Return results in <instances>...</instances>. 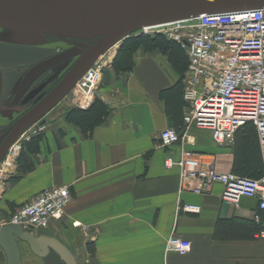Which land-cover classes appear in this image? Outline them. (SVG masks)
Segmentation results:
<instances>
[{"label": "crops", "instance_id": "0c3cea01", "mask_svg": "<svg viewBox=\"0 0 264 264\" xmlns=\"http://www.w3.org/2000/svg\"><path fill=\"white\" fill-rule=\"evenodd\" d=\"M131 60L129 71L116 70L112 60L103 68L96 98L109 114L90 134L83 136L65 120L63 109L72 100H61L46 114L35 150L26 152L30 171L11 182L18 175L16 160L0 168V225L42 190L67 186L72 200L63 217L34 233L57 238L75 253L77 264H264V240L215 234L219 221H257L254 199L224 202L220 184L193 193L180 183L176 168L166 170L162 164L169 152L177 156L183 147L202 153L218 171H231L234 135L217 145L210 131L190 127L177 144L161 146L159 132L172 125L159 93L173 86L179 74L159 51L139 48ZM3 79L2 73L5 108L17 85L4 88ZM185 203L199 205L200 212H183ZM171 235L190 241L186 255L166 251ZM5 263L0 249V264Z\"/></svg>", "mask_w": 264, "mask_h": 264}, {"label": "built area", "instance_id": "2783aa9c", "mask_svg": "<svg viewBox=\"0 0 264 264\" xmlns=\"http://www.w3.org/2000/svg\"><path fill=\"white\" fill-rule=\"evenodd\" d=\"M137 33L163 34L179 43L188 60L183 78V99L187 103L184 129L180 136L172 127L161 130V146L177 144L190 127L210 131L214 143L223 145L250 123L256 128L262 156L258 177L242 178L232 171H218L202 153L183 147L177 156L169 152L162 161L163 167L176 168L180 183L193 193L203 194L214 184H220L222 201L237 205L246 197L256 201L257 209H264V6L146 24ZM111 59L102 60L100 56L75 83L71 96L80 109H86L95 98L102 70ZM43 129V125L35 123L23 132L9 149L10 161L17 157L23 141L39 135ZM71 200L67 186L46 188L18 205L9 223L31 231L47 230L63 217ZM200 209L199 205L189 203L181 207L186 213H198ZM255 237L264 240V230ZM165 249L186 255L191 243L171 235Z\"/></svg>", "mask_w": 264, "mask_h": 264}, {"label": "water", "instance_id": "95a60500", "mask_svg": "<svg viewBox=\"0 0 264 264\" xmlns=\"http://www.w3.org/2000/svg\"><path fill=\"white\" fill-rule=\"evenodd\" d=\"M69 0H0V27L25 38L51 35L61 39L91 40L87 49L72 47L45 58L31 66L22 76L14 94L17 103L33 82L45 72L79 55L60 81L16 122L0 146V161L15 139L64 98L83 72L118 39L129 36L142 25L185 18L200 13L264 6V0H104V5L93 11L73 12L59 6ZM8 6L21 10L11 12ZM83 2L74 0L79 8ZM39 6H45L39 8ZM120 46V45H119ZM59 73L56 70L50 78ZM2 74L0 70V95ZM20 242L39 257L54 252L64 264H77L76 255L53 236L36 235L16 224L0 225V249L5 264H23Z\"/></svg>", "mask_w": 264, "mask_h": 264}, {"label": "trees", "instance_id": "16d2710c", "mask_svg": "<svg viewBox=\"0 0 264 264\" xmlns=\"http://www.w3.org/2000/svg\"><path fill=\"white\" fill-rule=\"evenodd\" d=\"M139 48H142L145 52L159 51L166 56L168 62L179 74L176 83L170 88L160 91L159 96L165 101L166 115L172 128L180 136L184 129L182 110L184 107L187 108V103L183 99V78L188 61L184 49L179 43L166 38L161 33H136L122 42L112 61L114 68L116 70L129 71L132 66L131 56ZM108 114V107L96 97L86 109L70 107L64 112L65 120L76 125L83 136L90 134L92 129L103 122ZM39 137L40 135L32 137L22 144L20 153L16 158L18 175L10 177L9 180L11 182L17 181L20 177L19 174L30 171L31 165L27 161L26 152L35 150ZM231 171L242 178L258 177L261 174L262 156L258 134L253 124H246L234 133V159ZM257 214V221H219L215 231L216 236L225 239L254 238L264 230V209H258Z\"/></svg>", "mask_w": 264, "mask_h": 264}, {"label": "rangeland", "instance_id": "374dc122", "mask_svg": "<svg viewBox=\"0 0 264 264\" xmlns=\"http://www.w3.org/2000/svg\"><path fill=\"white\" fill-rule=\"evenodd\" d=\"M139 30L140 29L133 31L132 33L129 34V36L135 35V33L139 32ZM9 33H10V35H13L14 37H17L19 40H21V42L18 41L20 44H24L23 42L25 40L26 41L30 40V39L36 40V41H33L30 44V46H27L26 48H24L25 45H22V46H20V48L18 50L15 49V51H13V49H12V51H10V49H8L6 47V46H13V45H11L9 43L7 44L6 42H0V44H1L0 45V55L2 53L1 59H3L0 66L2 67V73H3V77H4L3 80H4V82L8 81V83L11 81V84L13 82L12 85L15 84V86L17 85L18 81L20 82L21 77L24 75V73L32 65H34L36 62H38V61H40V60H42V59H44L50 55L58 53L61 50L68 49L69 47H71V45H73L72 43L65 41V39L57 38V37H54L51 35H43V36L35 37V38H25V37H21L19 35H16L10 31H9ZM129 36H127V37H129ZM127 37L125 36V37L117 40L118 45L114 49V51H113L114 44L109 46V48L103 54H101L102 60L113 57L111 59L113 61L119 47L121 46L122 42ZM96 39L97 38H94V42L96 41ZM78 41L80 42V44H82L84 46L86 45L88 47L93 44L92 39L91 40H78ZM81 42H84V43H81ZM6 49L9 53L8 57L5 56V54L7 52ZM75 61H76V58L72 59L68 63L63 64V66H62L63 68L67 67L66 70H64L65 72L63 74H65L69 70V68L73 65V63H75ZM48 75H49V72L40 76L38 78V80H36L34 82V84L29 88L27 93L22 98V101L18 105H16V106L13 105L12 108L9 107L7 109V108H4V105L0 102V127H5L8 124L10 118H13V117H11L12 115L10 114V112H8L7 110L16 109L18 111V113H20V112L22 113V112L26 111L27 109H29L31 106H33V104L36 102V100L41 98L47 91H49V87L51 86L50 85L51 81L46 80ZM7 89L9 90L11 88H7ZM7 89H5V90H7ZM68 98H70L72 100V104L70 103L69 105H66L63 109L64 112L67 109H69L70 107H77L75 105V99H73L70 92L64 98H62V100H66ZM9 104L12 105L11 100H10ZM3 109H6V110H3ZM3 111H7V112H3ZM15 160L16 159H14V161H10V155H9V151H8L2 157V159L0 161V168H3V167L9 168L11 163H13V164L15 163ZM20 250H21V258H22L23 264H60L61 263L59 261L58 257L54 253H50L49 255H47L45 257H39V256L35 255L34 253H32L30 251V249L28 248V246L25 243L20 242Z\"/></svg>", "mask_w": 264, "mask_h": 264}, {"label": "bare ground", "instance_id": "6f19581e", "mask_svg": "<svg viewBox=\"0 0 264 264\" xmlns=\"http://www.w3.org/2000/svg\"><path fill=\"white\" fill-rule=\"evenodd\" d=\"M81 1L83 2V4L81 5L82 10H81V8H79L77 6H74V0L67 1L66 3L60 5L59 8L60 9H69V10H72L73 12H81V11L89 12V11L96 10V9H98V8H100V7H102L104 5V0H81ZM5 7H6V9H8L11 12H18V13L21 12V10H19L16 7H13V6H8V5L5 4ZM42 7H45V6H39V8H42ZM18 41L21 42V40H19L17 37H14L13 35H10L8 30L0 27V42H6L7 44L9 43V44L13 45V46H6L8 49H10V51H12V49H13V51H15V49L18 50L20 48V46H22V45H25L24 48H26L27 46H30V44L33 41H36V40L35 39H30V40H27V41L25 40L23 42L24 44H20ZM117 45H118V42H115L114 46H113V49H115L117 47ZM6 51H7V49H6ZM8 54L9 53L7 51L5 56L8 57ZM1 58H2V53L0 55V64L3 61V59H1ZM68 62L69 61H67L65 63H68ZM10 85H11V81L9 83H8V81H6L4 88H6V87H8Z\"/></svg>", "mask_w": 264, "mask_h": 264}, {"label": "flooded vegetation", "instance_id": "af4514ba", "mask_svg": "<svg viewBox=\"0 0 264 264\" xmlns=\"http://www.w3.org/2000/svg\"><path fill=\"white\" fill-rule=\"evenodd\" d=\"M93 40V44H94V39H92ZM65 41H68V42H70V43H72L73 45H71V47H69V48H72V47H79V48H81V49H87L88 48V46H84V45H82V44H80V42L78 41V40H74V39H67V40H65ZM81 43H84V42H81ZM68 48V49H69ZM66 50V49H65ZM61 51H63V50H61ZM60 51V52H61ZM59 53V52H58ZM56 54V53H55ZM54 55V54H53ZM81 55V53L79 54V55H77V56H75V57H73V58H71V59H69L68 61H71L72 59H75L76 58V60L78 59V57ZM50 56H52V55H50ZM50 56H48V57H50ZM48 57H46V58H48ZM45 59V58H44ZM43 60V59H42ZM41 61V60H40ZM39 62V61H38ZM67 62V61H66ZM37 63V62H36ZM35 63V64H36ZM63 64L64 63H62V64H60V65H58V66H56L55 68H53V69H51V70H49V71H47V72H49V75H48V77H47V81H51L50 82V88H49V90L51 89V88H53L58 82H59V80L64 76V70H66V68H63L62 66H63ZM74 64V63H73ZM0 70H1V73H2V69H1V66H0ZM56 70H58L59 71V73L56 75V76H54V77H52V78H50L51 77V75L56 71ZM68 70V69H67ZM47 72H45V73H47ZM44 73V74H45ZM42 76V75H41ZM22 78V77H21ZM36 80H38V78L36 79ZM35 80V81H36ZM34 81V82H35ZM34 82H33V84H34ZM53 82V83H52ZM32 84V85H33ZM18 85H19V83L17 84V87H16V89H15V91L13 92V94H12V97L9 99V101L6 103V106H5V108H12L13 107V105L14 106H16V105H18L21 101H22V98L24 97V95L27 93V91L29 90V88L32 86H30L29 88H28V90L26 91V93L22 96V98L17 102V103H13L12 102V105H10L9 103H10V100L12 101L13 100V97H14V94H15V92H16V90H17V88H18ZM3 87V86H2ZM49 91H47L45 94H47ZM1 93H2V91H1ZM0 97H1V95H0ZM37 101V100H36ZM36 103V102H35ZM34 103V104H35ZM10 105V106H9ZM28 110V109H27ZM26 110V111H27ZM8 112H10V114H12V117L13 118H10V120H9V122H8V124L5 126V127H0V146L2 145V143L4 142V140L6 139V137H7V135H8V133L11 131V129L15 126V124H16V122H17V120L26 112V111H24V112H20V113H18V111L16 110V109H10V110H7Z\"/></svg>", "mask_w": 264, "mask_h": 264}]
</instances>
